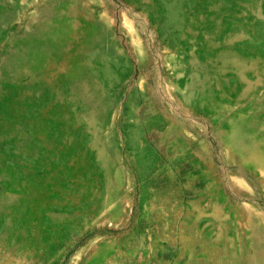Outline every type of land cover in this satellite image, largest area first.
<instances>
[{
    "label": "rangeland",
    "instance_id": "rangeland-1",
    "mask_svg": "<svg viewBox=\"0 0 264 264\" xmlns=\"http://www.w3.org/2000/svg\"><path fill=\"white\" fill-rule=\"evenodd\" d=\"M0 264H264V0H0Z\"/></svg>",
    "mask_w": 264,
    "mask_h": 264
}]
</instances>
